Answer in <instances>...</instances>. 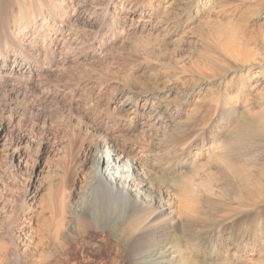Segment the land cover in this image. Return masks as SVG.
Wrapping results in <instances>:
<instances>
[{"label":"rangeland","instance_id":"374dc122","mask_svg":"<svg viewBox=\"0 0 264 264\" xmlns=\"http://www.w3.org/2000/svg\"><path fill=\"white\" fill-rule=\"evenodd\" d=\"M115 1L105 21L101 13L94 15L102 0H48L47 5L41 1L37 14L30 4L20 5L18 10V4L10 1L16 17L13 25L17 26L20 18H30L36 23L30 33L39 31V35L33 38L31 34L32 39L20 42L13 41V32L9 45L0 49V264L17 252L23 264H51L59 247L57 239L64 237L62 231L56 233L59 216L75 222L79 217L76 211L90 190L94 196L84 215L106 232L74 242L64 261L138 264L131 260L127 224L141 209L109 196L104 185L94 183L97 134L134 148V152L143 150L148 161L138 163L136 183L147 188L145 198L149 201H173L177 221L167 246L182 259L177 264H264V244L252 251L245 229L241 228V244L230 239L222 245L208 239L221 223L205 229L219 215H232L226 224L233 225L235 218L250 214L247 205L236 207L238 194L262 199L251 191L255 184L264 190L261 164L260 168H238L234 157L222 158L217 148L222 142L213 144L212 138L231 131L234 124L228 121L238 104L236 121L244 118L264 142V71L256 64L261 50L264 53V0H199L198 6L196 0ZM93 26L97 30L94 39L88 33ZM64 37L71 49H63L60 41ZM53 40L56 42L51 43ZM226 58L235 60L239 77L233 73L225 79H208L197 72ZM256 73L259 76L252 78ZM241 77L247 82L240 94L232 86ZM220 81L225 90L220 96L228 109H216L212 99ZM184 92L187 101L182 103ZM166 93L179 98V105L182 101L178 111L171 110L176 114L173 122L151 129L142 123L146 121L143 115L120 112L121 103L130 94L147 98ZM203 103V110L191 118L192 109ZM174 126L191 129V157L186 158L183 146L172 149L163 142ZM202 141L209 146L206 143L197 156L196 144ZM168 158L178 166L171 168ZM225 171L238 177L241 193L230 187ZM69 195L72 204L66 209L60 204ZM205 218L208 224L202 222ZM206 245L212 250L206 252Z\"/></svg>","mask_w":264,"mask_h":264},{"label":"bare ground","instance_id":"6f19581e","mask_svg":"<svg viewBox=\"0 0 264 264\" xmlns=\"http://www.w3.org/2000/svg\"><path fill=\"white\" fill-rule=\"evenodd\" d=\"M10 1L11 0H0V21L2 22V24L0 22V49H3L9 45V43L7 42L8 37L13 32H15V36H14L13 41H20V42L27 41L30 38L32 39L31 34H33V38H34V36L37 37L39 35V31H35L33 33H30L33 31L32 26H36V23L34 22V20H30V18H26V19L20 18L18 20V22H16V23H18L17 26L13 25L12 22H14L16 20L15 19L16 17L13 13L14 11H12L13 9L10 8ZM41 1L44 2L46 5L48 3V0H14V2H15L14 4L15 5L18 4V6H16L18 10H20V5L26 6L27 4L28 5L30 4L29 6H31L30 7L31 11L34 14H37L38 13L37 11H39V5H40ZM198 2H199V0H196V6H198ZM115 5H116L115 0H102V2L100 4H98L96 7L97 9H99V11L95 12L94 15L99 16V13H101V19L103 21H105V19L110 14L111 7H114ZM30 21H33V22H32V25L29 26L28 24L30 23ZM39 23L42 24L43 22L40 20ZM88 33L91 34L93 36V39H94V37L97 35V30L93 26L91 28L90 32H88ZM228 36L229 35H227V37ZM67 39L68 38L64 37V39L60 41V43L62 42L63 49L65 48V50H66V47L68 49L71 47V46L69 47L67 45L68 44ZM234 41H235V39H234ZM54 42H56V41L53 40V42H51V43H54ZM60 43L58 41V45ZM55 45L57 47L56 43H55ZM60 46H61V44H60ZM61 49H62V47H61ZM64 52L67 53V51H64ZM68 52H69V50H68ZM249 52H250V50H249ZM261 53L259 54V59L256 58L257 59L256 64L258 65V67L260 68L261 71L262 70L264 71V63H263L264 62V53L262 52V50H261ZM255 54L258 55L257 53H255ZM250 55L253 56L254 54H250ZM244 56H245V53H244ZM218 57L219 56H217V59H218ZM226 59H224L226 61L222 60V62H219V61L215 62L214 63L215 65L213 67H208V68L202 67V70L200 69L201 72L197 71V70L196 71L208 79L213 77V76L214 77L217 76V77H221L222 79L223 78L225 79V77H227L228 75L233 74V73L236 74V77H239V74H238L239 70H238L237 66L233 65L235 60H231V58H226ZM248 59H250V56ZM218 60H220V59H218ZM245 61L246 60H244V62ZM238 63H239V61H238ZM238 63H237V65H238ZM246 63H248V61ZM190 65H192V64H190ZM210 65H211V62H210ZM178 66H180V65L178 64ZM184 66L186 68V65H184ZM184 66H183V68H184ZM206 67H207V65H206ZM193 69H195V68H193ZM180 70L178 72H180ZM182 70H181V72L184 73L185 71H182ZM186 73H187V71H186ZM200 74H199V76H200ZM258 76H259V74L256 73V75L252 78L256 79ZM204 77H203V79H204ZM231 81L233 82V80H231ZM246 82L247 81L245 80L244 77L238 78V80L235 81V83L233 84L234 86H232V87H235L236 90L238 91V93L241 94L244 92V88H245L244 86H245ZM221 85H222L221 81H220V83L216 84V86H217V88H216L217 93H215L216 97H214L215 96L214 95L212 97V99L216 102V109H217V107H221V108L226 107L228 109L229 107L226 106V102L224 100V97L220 96L222 93V90H223ZM230 85H231V83L229 85H226L228 87V89H230ZM223 91H225V90H223ZM181 95H183L182 97L184 98L185 92L182 93ZM187 95H189V93H187ZM209 95L212 96V93H210ZM185 98H184L183 102L181 101L182 103H185V101H187V97H185ZM230 98L232 99V96H230ZM178 99L177 98H175V99L171 98L169 93H166L165 96H162V95L150 96V95H148L147 98H145L142 95L130 94L126 97L124 102L121 103L120 112L123 111L125 113H131V114H133V116H137V117L140 115H143L144 118L146 117L145 118L146 121H144L142 123L143 124L145 123L146 125L150 126V128L152 129L154 126L156 128V126L159 127L160 125H164L165 123L175 121V119H176L175 115L176 114H173V111L171 112V110L172 109H175V111L179 110V108L181 106V102L179 105ZM214 101H212V102H214ZM203 105H204V103L201 105L198 104V106L195 109H192L191 118H194V116L196 117L199 110H203V108H202ZM227 105H228V102H227ZM213 106H214V104H213ZM244 106L245 105H243L242 107H244ZM205 107H206V105H205ZM238 107H239V105L236 104L235 110H233L234 113L231 114L232 118L230 117L231 120L228 121L229 124H232V123L234 124V125L232 124L233 127L230 126V127H232L230 129L231 131H229L226 134H225V132H222V133L219 132V134L217 133V135H214L212 138L213 144H214V142H217V143L219 141L222 142L220 144V146L217 147L219 150V153H222V158L225 160H229L231 158V156L234 157V162L237 164L236 166L238 168L239 167L243 168L244 166H249V165H253L254 167H255V165H257L256 167H259L260 164H261L260 166L262 168H264V142L260 141L258 135H254L255 134L254 129L252 128L253 126L249 127V125H247L246 122L244 121L245 120L244 118H241V120L238 122L236 121L237 119L235 116V112L236 113L238 112L237 111ZM223 115H224V112L221 114V117H222V119H225L223 117ZM209 120H211V119L209 118ZM208 123H210V122H208ZM205 125H207V124H205ZM95 134H97V133L95 132ZM97 135H98L97 136L98 137V140H97L98 141V152L96 155L97 156L96 157L97 158V165H96V167L94 169V173H93L94 183H98L99 185H104L106 190H107L106 193L109 196H111L113 198L116 197V198H121L123 200L129 201V202L133 203L135 205V207L141 209V213H140V215L138 214L139 216L137 218H134L133 220L127 219V220L131 221V222H128V224H127L128 225L127 229H128V234H129V236H128V238H129V249H130V252L132 254L131 260L134 263H138V264H177V261L179 262L182 259L180 258V260H178L177 255L174 254L175 250L173 252L167 246L169 244L170 240L172 239L171 238L172 234H173L172 230L175 226V222L177 221L174 219V213L175 212H174L173 204H172L173 201L171 202L169 199H168L169 201L168 200L165 201V199L164 200L161 198L159 199L158 197H157L158 198L157 200L149 201L145 198V193L147 192V188H145L143 185H138L136 183L137 178H139L138 177L139 176V174H138V171H139L138 163L143 162V161H145V162L148 161V159L143 157V155H144L143 150L139 149V150L134 152L133 151L134 148L133 149H127V148L119 145L116 141L112 140L109 137H103L100 134H97ZM191 135H192L191 129H189V128L183 129V128H180V126H174V128L170 132L166 133L163 142L167 143L168 146H170V147L172 146V149H174L177 146H180V147L183 146L182 152L186 155V158H188V157H191V155H192V146L190 145L191 144L190 143V140H191L190 136ZM206 143H207L206 141H202V142L196 144L198 151L195 154L197 156L199 155V153L202 150H204L206 148V146L208 145V143H207V145H206ZM162 147H164V146H162ZM77 153H79V152H77ZM168 153L169 152H167V154ZM165 157H166V155H165ZM168 159L171 162L170 158H168ZM158 162H156V163H158ZM176 166H178V164H176L175 162L174 163L171 162V165H170L171 168L176 167ZM257 170H259V169H257ZM225 172H226L225 173L226 175L228 174L227 178H228L230 187L236 191L239 190L240 184H239L238 177L236 175H233L231 171H225ZM261 176H262V174H261ZM251 178H253V177H251ZM250 179H249V181H250ZM262 179L264 180V178H262ZM258 181H260V179ZM259 183L261 184L262 182H259ZM92 184H91V186H92ZM248 184H249V182H248ZM258 186H259V184H258ZM258 186H257V184H255L251 191L255 194L256 197H258V198L262 197L261 200H257L256 198L251 197V196H249V197H251L253 199L244 198L243 194L240 192V190H239V192L237 191L238 193H241V194H238L239 197H238V200H236V205H237L236 207L240 208L241 205H247V207H249L251 209L250 214L249 215L246 214V216L244 218L243 217L235 218L233 220V223H234L233 225H227L226 224V222L230 219V217L232 215L229 216V214L226 213V214L217 216V218H215L214 221H211V223L207 226V228L204 227L205 229H209V227L212 226V229H213L214 223H217V222H218L217 224L221 223L220 225H218L217 229H214L211 232V235H210L211 237H209L208 239L211 238L216 243L218 241V243L221 245H222V243H226V241L227 240L229 241L230 239H232L234 242H238V243L240 241L239 244H241L242 243V240H240V237L242 235L241 234V232H242L241 228H243V229H245L244 231L246 234L244 237L248 238V240L251 241V243H249V244L251 245L252 251L255 252L256 247L258 248V246H259V243H261L260 245L264 244V190L263 189L260 190ZM260 186H262V185H260ZM93 193L94 192H92L90 190V192H88L86 194V196H84L83 201H81L82 205H80L79 209H77V211H76L77 215L79 217L77 218V220L75 222L72 221L74 218L72 220L70 218V220H69L65 216L61 215V217H60L59 216L60 214H57V216H59L58 220H60V221L58 222V225L56 224L58 226V227L56 226L57 230H58L56 233L58 235H60V232L62 231V233H63L62 235H64V237L61 239V236H60L57 239L59 247L57 246L58 251L56 250L57 251L56 255L53 254L54 258L52 257L53 262L51 264H69L70 261L69 260H68L69 262L64 261V258L68 257V255H65V254H66V251L70 245H72L74 242H78L82 239H85L86 237H89L90 235L98 234L99 236H103L104 233L106 232V229L104 227L92 225V223L89 221V219L84 215V211L86 210L89 201H91L93 196H94ZM63 195H61V196H63ZM64 196H66V195H64ZM236 197H234V198H236ZM53 198H55V197H53ZM56 199H57V197H56ZM173 199H175V197ZM62 200H63V204H60V205L62 207L64 206V208H66V206H70V204H72V202H71L72 200H71L70 195L67 197H63ZM60 203H61V201H60ZM73 204H74V202H73ZM53 209H54V207H53ZM61 209H63V208H61ZM61 212H63V211H61ZM206 218L203 219L202 222L205 224H208L209 221ZM214 227H215V225H214ZM204 235H205V233H204ZM246 238H244V240ZM200 239H202V238H200ZM208 239L206 241L205 240L204 241L207 242V241H209ZM224 240H225V242H223ZM208 243H210V241L207 242L206 244H208ZM202 245L204 247V243ZM199 246H201V245H199ZM18 249H19V245L17 244L16 245V251H18ZM177 250H178V248H177ZM208 250L211 251L212 249L210 246L206 245L205 251L207 252ZM236 250H238V249H236ZM99 251H100V249H99ZM68 252H69V250H68ZM225 253H227V252H225ZM128 254H129V252H128ZM239 255H241V254H239ZM180 256H182V255H180ZM234 256H235V254H234ZM206 258H208V257H206ZM206 258H205V260H206ZM193 263H195V262L193 261ZM6 264H23L21 261V255L17 252V255H14L13 258L9 259ZM179 264H182V263L180 262ZM204 264H208V262L205 261Z\"/></svg>","mask_w":264,"mask_h":264}]
</instances>
